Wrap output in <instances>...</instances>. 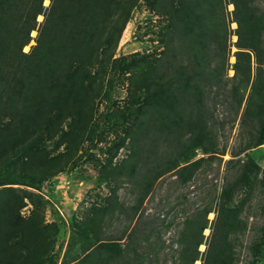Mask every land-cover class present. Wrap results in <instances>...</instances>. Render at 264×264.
<instances>
[{"label": "trees", "instance_id": "trees-1", "mask_svg": "<svg viewBox=\"0 0 264 264\" xmlns=\"http://www.w3.org/2000/svg\"><path fill=\"white\" fill-rule=\"evenodd\" d=\"M47 1L49 6L45 5ZM141 1L0 0V168L8 170L6 176H0V187L20 184L39 191L46 181L64 171L61 168L42 175L17 172L20 174L15 176L10 172L18 161L50 170L61 147L71 154L80 149L97 102L107 95L108 77L114 83L129 81V100L136 107L137 116L125 141L130 140L129 157L136 161H132L131 176H137L140 161L145 168L140 205L155 183L168 173H173L181 184L191 183L206 161H191L196 151L216 155L215 145L210 143L211 116L206 109L205 90L218 86L222 79L205 72L202 50L208 48L209 9L214 4L223 9L226 3L155 0V11L165 15L169 5L175 14L174 36L166 43L162 40L166 45L164 56L151 61L137 56L130 60L116 58L122 35ZM228 4L234 6V22L238 25L234 77H245L242 86L248 87L253 57L258 65L245 112L253 129L246 145L249 150L264 145V14L256 10L253 0H228ZM40 16L44 18L42 22L38 20ZM34 31L38 33L36 38L32 37ZM215 32L211 41L217 43L220 31ZM175 39L180 42L176 44ZM32 41L35 45L26 52ZM221 46L225 52L226 44ZM179 58L188 61L178 64ZM246 60L248 66L244 67ZM137 66L151 68L139 73ZM240 89L236 87L234 92ZM185 136L189 137L186 143ZM162 139L165 149L158 156ZM242 161H229L236 170L234 179H227L222 189L206 251L201 252L200 246L205 243L210 207L186 220L179 231V254L173 264H242L236 249L248 223L242 217L243 204L233 205L234 196L242 183L264 190L261 168L252 159ZM10 177L19 180L12 183ZM2 194L0 264H57L54 244L57 239L64 243V237L53 235L54 225L43 219L36 223L31 216L23 217L25 198L14 195L12 190H3ZM39 204L45 206L42 199ZM69 225L72 235L64 264L146 263L133 244L123 246L120 240H101L99 230L82 226L76 218ZM77 244L80 248L75 249ZM248 251L250 258L243 264H259L264 256V227ZM151 264H159L158 258Z\"/></svg>", "mask_w": 264, "mask_h": 264}, {"label": "rangeland", "instance_id": "rangeland-1", "mask_svg": "<svg viewBox=\"0 0 264 264\" xmlns=\"http://www.w3.org/2000/svg\"><path fill=\"white\" fill-rule=\"evenodd\" d=\"M224 1L226 4L223 9L218 4L209 9L211 18L206 27L209 33L206 42L208 48L202 50L206 57L203 65L205 72L208 76L215 74L222 79L218 86L205 90L206 109L211 116L208 123L210 143L215 145L217 153L208 155L202 150L196 151L191 161L201 158L206 161L191 183L181 184L173 173H168L155 183L149 196L140 205L141 178L145 168L142 169L143 162L140 161L137 176H131L134 160L129 157L130 140L125 141L137 111L129 100V81L124 79L123 82L114 83L110 77L106 83L107 95L98 100L89 132L80 149L71 154L65 150L66 147H61L54 155L57 158L50 170L42 171V166L36 163L22 164L18 161L13 164L14 169L10 172L14 176L23 172L42 175L64 168L57 177L46 181L39 191L20 184L0 187V206L4 197L2 191L12 190L14 195L25 198L26 205L21 211L23 217L30 219L31 216L36 223L43 219L47 224L54 225L51 230L53 235L59 233L64 237V243L61 244V240L57 239L54 244L57 264H64L72 235L69 224L73 218L82 226L99 230L101 240H120L123 246L133 244L145 257V264L154 263L156 258L159 264H173L179 254V231L184 228L186 220L210 207L212 212L208 215L209 224L204 231L205 243L200 246V251L205 252L217 218L222 189L227 179H234L236 170L233 168L234 163L231 165L229 161L245 162L252 159L264 172V145L246 150L253 129L251 122L245 118V112L258 65L253 57L248 87L245 84L242 86L245 77H234L236 72L233 66L238 51L235 47L238 41L235 32L238 25L234 22V6L228 4V0ZM253 1L256 10L264 14V0ZM154 4H157L155 0H143L134 9L117 48L116 58L130 60L137 56L151 61V58L164 56L166 40L174 36L175 14L169 5L164 9L165 15L159 14L154 10ZM45 5L49 6L50 2L47 1ZM43 19L40 16L38 20L42 22ZM215 31H220L217 43L211 41ZM37 35V31L32 33L33 38ZM178 42L176 40V44ZM222 43L226 44L225 52ZM33 45L35 41L25 51L29 52ZM187 61L179 58L178 64ZM245 66H248V60L244 62ZM150 68L137 66L136 71L141 73ZM262 68L264 70V64ZM236 87H241L238 93L236 90L234 92ZM139 94L141 97L144 95L141 91ZM188 138L185 136L183 141L186 143ZM164 149L163 141L157 155L160 156ZM210 156L216 157L211 160ZM182 161L185 164L186 161ZM7 172V168H0V176H6ZM10 178L12 183L19 180L17 177ZM252 187L240 184L233 200V205L243 204L242 217L248 223L247 231L240 236L236 249L242 264L250 258L248 248L260 238L261 228L264 227V190ZM40 199L44 207L39 204ZM79 246L77 244L75 249ZM259 264H264V256Z\"/></svg>", "mask_w": 264, "mask_h": 264}]
</instances>
